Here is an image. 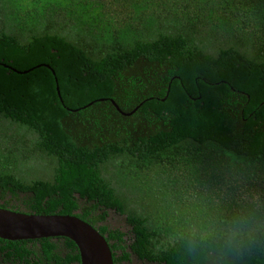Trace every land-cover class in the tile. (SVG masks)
I'll list each match as a JSON object with an SVG mask.
<instances>
[{"label": "trees", "instance_id": "1", "mask_svg": "<svg viewBox=\"0 0 264 264\" xmlns=\"http://www.w3.org/2000/svg\"><path fill=\"white\" fill-rule=\"evenodd\" d=\"M0 118L23 130L0 145L1 207L74 214L112 264H264V0H0ZM28 157L50 174L25 179ZM0 264L78 254L0 238Z\"/></svg>", "mask_w": 264, "mask_h": 264}, {"label": "water", "instance_id": "2", "mask_svg": "<svg viewBox=\"0 0 264 264\" xmlns=\"http://www.w3.org/2000/svg\"><path fill=\"white\" fill-rule=\"evenodd\" d=\"M109 100L122 114L131 113L137 106L122 111L114 100ZM57 235L65 236L74 243L78 264H112L104 234L74 214L24 212L0 206V238L11 240Z\"/></svg>", "mask_w": 264, "mask_h": 264}, {"label": "rangeland", "instance_id": "3", "mask_svg": "<svg viewBox=\"0 0 264 264\" xmlns=\"http://www.w3.org/2000/svg\"><path fill=\"white\" fill-rule=\"evenodd\" d=\"M14 124H10L6 119L0 118V145H2L3 151L7 148L10 149V145L14 144L16 140L11 137L14 135H20L23 130L19 129L17 132H14ZM25 136H28L27 132H24ZM14 134V135H13ZM4 137V138H3ZM19 171H25L23 177L28 179L30 177H43L48 176L50 167L49 165L43 164L34 157H28L24 161L20 162L18 165ZM17 168V170H18ZM10 202H14L13 199ZM109 227H116L121 231H127L128 225L124 220L123 215L115 214L112 210H108V215L105 221ZM129 264H155V263H145L139 260H136L134 257H131Z\"/></svg>", "mask_w": 264, "mask_h": 264}, {"label": "clouds", "instance_id": "4", "mask_svg": "<svg viewBox=\"0 0 264 264\" xmlns=\"http://www.w3.org/2000/svg\"><path fill=\"white\" fill-rule=\"evenodd\" d=\"M253 231V223L249 218H241L230 223L224 232L225 247L232 248L241 238L251 236Z\"/></svg>", "mask_w": 264, "mask_h": 264}]
</instances>
